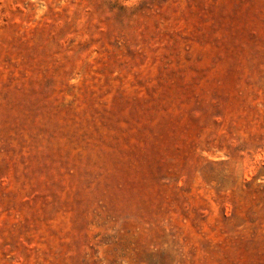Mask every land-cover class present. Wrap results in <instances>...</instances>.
<instances>
[{
	"label": "rangeland",
	"instance_id": "374dc122",
	"mask_svg": "<svg viewBox=\"0 0 264 264\" xmlns=\"http://www.w3.org/2000/svg\"><path fill=\"white\" fill-rule=\"evenodd\" d=\"M0 264H264V0H0Z\"/></svg>",
	"mask_w": 264,
	"mask_h": 264
}]
</instances>
